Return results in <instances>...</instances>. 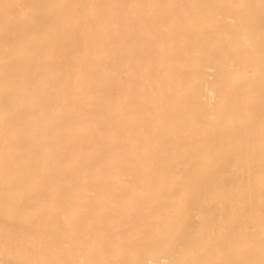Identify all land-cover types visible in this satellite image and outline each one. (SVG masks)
Masks as SVG:
<instances>
[{"label":"bare ground","instance_id":"1","mask_svg":"<svg viewBox=\"0 0 264 264\" xmlns=\"http://www.w3.org/2000/svg\"><path fill=\"white\" fill-rule=\"evenodd\" d=\"M0 264H264V0H0Z\"/></svg>","mask_w":264,"mask_h":264}]
</instances>
